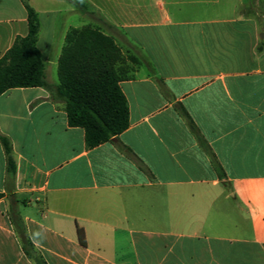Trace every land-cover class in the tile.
<instances>
[{
  "label": "crops",
  "instance_id": "obj_1",
  "mask_svg": "<svg viewBox=\"0 0 264 264\" xmlns=\"http://www.w3.org/2000/svg\"><path fill=\"white\" fill-rule=\"evenodd\" d=\"M28 2L48 87L0 96L16 165L0 141V264H264V13L250 0ZM89 17L139 60L120 83L129 127L92 149L53 78ZM28 33L23 2L0 0V60Z\"/></svg>",
  "mask_w": 264,
  "mask_h": 264
},
{
  "label": "trees",
  "instance_id": "obj_2",
  "mask_svg": "<svg viewBox=\"0 0 264 264\" xmlns=\"http://www.w3.org/2000/svg\"><path fill=\"white\" fill-rule=\"evenodd\" d=\"M21 1L27 11L29 33L17 38L0 60V96L15 88L48 87L44 62L37 48L39 16L28 0ZM128 60L139 64L136 56L131 55ZM57 74L56 97L64 102L69 126L84 130L87 148L110 142L129 127V105L120 83L132 75L113 37L90 26L71 29L66 34ZM0 141L12 176L16 165L11 143L1 134ZM78 234L84 243L83 229H78ZM24 245L27 255L31 256L26 242ZM36 262L46 264L40 259Z\"/></svg>",
  "mask_w": 264,
  "mask_h": 264
},
{
  "label": "rangeland",
  "instance_id": "obj_3",
  "mask_svg": "<svg viewBox=\"0 0 264 264\" xmlns=\"http://www.w3.org/2000/svg\"><path fill=\"white\" fill-rule=\"evenodd\" d=\"M251 1V4H250V6L252 7V8H250V6H249V8H248V11H252V12H260V11H262L263 13H264V0H250ZM87 11L88 12H92V11H94V6L93 5H91V4H89V5H87ZM97 22L93 19V18H91V17H89L88 19H87V26H90V27H95V28H99V29H101L103 32H105V34H107V35H109V31L108 30H105L103 27H100L98 24H96ZM86 27V26H85ZM109 36H111V35H109ZM111 37H113V36H111ZM114 38V37H113ZM114 40H115V42L117 43V45L120 47V49H121V51H122V53H123V56H124V58H126V60L127 61H129L128 60V58H129V56H135L134 54H133V52H131V50L129 49V46H127L124 42H122L121 40H118V39H115L114 38ZM128 66V68L130 69L131 67L129 66V65H127ZM131 70V69H130ZM53 78H54V81L55 82H59L58 81V75H57V72H54V74H53Z\"/></svg>",
  "mask_w": 264,
  "mask_h": 264
}]
</instances>
